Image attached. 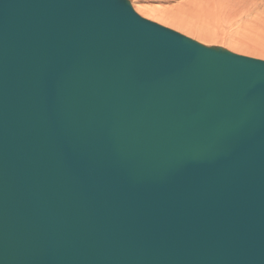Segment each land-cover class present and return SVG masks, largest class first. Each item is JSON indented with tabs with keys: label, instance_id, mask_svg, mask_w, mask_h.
<instances>
[{
	"label": "water",
	"instance_id": "1",
	"mask_svg": "<svg viewBox=\"0 0 264 264\" xmlns=\"http://www.w3.org/2000/svg\"><path fill=\"white\" fill-rule=\"evenodd\" d=\"M0 264H264V61L0 0Z\"/></svg>",
	"mask_w": 264,
	"mask_h": 264
},
{
	"label": "bare ground",
	"instance_id": "2",
	"mask_svg": "<svg viewBox=\"0 0 264 264\" xmlns=\"http://www.w3.org/2000/svg\"><path fill=\"white\" fill-rule=\"evenodd\" d=\"M158 2L163 4L156 7L146 4L149 3L148 0H134V7L146 17L182 30L201 42L223 45L237 52L264 58V36L261 38L256 33L264 31V0H158ZM238 13L253 16L244 24L245 28L240 34H235L237 37L234 40L228 42L217 40L216 38H219L217 27L225 22L227 17Z\"/></svg>",
	"mask_w": 264,
	"mask_h": 264
},
{
	"label": "rangeland",
	"instance_id": "3",
	"mask_svg": "<svg viewBox=\"0 0 264 264\" xmlns=\"http://www.w3.org/2000/svg\"><path fill=\"white\" fill-rule=\"evenodd\" d=\"M149 3H146V4H151L153 6H156V7H159L161 6V3L158 2V0H148ZM130 2V5L132 7V9L134 10L135 13H137L139 16L149 20V21H152L154 23H157L163 27H166V28H169L173 31H176L188 38H191L195 41H197L198 43L202 44V45H205V46H217V47H222L224 49H227L229 50L230 52L234 53V54H238V55H242V56H248V57H251V58H256V59H259V60H264V58L262 57H257V56H254V55H250V54H245V53H241V52H237L235 50H232L226 46H223V45H217V44H207V43H204V42H201L200 40L194 38L193 36H190L188 35L187 33H185L184 31L182 30H178V29H175L173 27H170V26H167L166 24L164 23H161L157 20H154V19H151L149 17H146L145 15L141 14L135 7H134V0H129ZM163 4V3H162ZM252 14L250 15H247V14H235L233 16H230V17H227L226 18V21L223 22L220 26L217 27L216 31L219 33L218 36L219 38H216L217 40L221 41V42H228V41H232L234 40L237 36L235 34L238 33V35L240 34L241 30L243 28H245L244 24L248 21L251 20L252 18ZM261 38L264 36V31H257L256 32ZM259 38V37H257Z\"/></svg>",
	"mask_w": 264,
	"mask_h": 264
}]
</instances>
